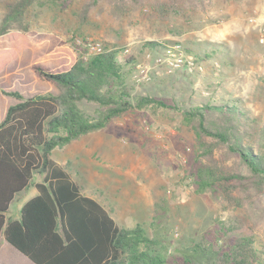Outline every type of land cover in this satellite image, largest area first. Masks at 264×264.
Instances as JSON below:
<instances>
[{
    "label": "rangeland",
    "instance_id": "rangeland-1",
    "mask_svg": "<svg viewBox=\"0 0 264 264\" xmlns=\"http://www.w3.org/2000/svg\"><path fill=\"white\" fill-rule=\"evenodd\" d=\"M15 1L0 2V29L28 25L56 32L69 45L75 40L84 46L75 37L87 36L122 50L128 48L130 56L149 66L153 65L146 58L149 50H142L147 40H171L186 46L195 42L199 51H207L211 43L224 47L198 61L202 69L194 72L154 67L149 80L138 82L134 67L128 77L133 93L163 97L169 107L133 108L113 118L106 132L83 135L56 148L52 157L67 166L83 189L101 184V197L118 224L131 228L141 223L159 240V252L177 253L192 247L219 219L243 226L253 232L257 245L264 244V192L251 186L235 191L243 196L238 204L215 197L210 189L198 190L195 173L208 158L197 150L194 131L182 114L206 101L234 99L257 118L256 127L264 126V42L258 25L264 20V0H163L172 4L164 14L151 4L132 10L99 0L86 11L92 0H39L17 18L8 17V4ZM26 56L0 73V87L18 90L25 97L59 93L57 85L32 72L29 60L24 61ZM17 101L0 89V121L8 106ZM80 106L94 117L100 109L87 101H81ZM258 147L264 152V141ZM89 149L94 150L91 157ZM213 159L227 170H242L238 155H228L224 149H216ZM88 169L96 174L91 183L89 171H84ZM40 180L42 176L36 174L34 183ZM37 193L35 186L18 193L8 215L19 217L23 204Z\"/></svg>",
    "mask_w": 264,
    "mask_h": 264
},
{
    "label": "trees",
    "instance_id": "trees-1",
    "mask_svg": "<svg viewBox=\"0 0 264 264\" xmlns=\"http://www.w3.org/2000/svg\"><path fill=\"white\" fill-rule=\"evenodd\" d=\"M98 1L87 3L85 10ZM108 1L132 10L151 4L161 14L172 6L163 0ZM38 2L16 0L8 4V17L17 18ZM75 38L83 42L87 36ZM169 43L172 41L147 40L142 50L161 53ZM197 44H183L197 61L224 48L209 43L210 49L199 51ZM103 45L102 52L88 53L75 40L69 45L56 32L28 25L0 29V73L15 62L21 63L27 54L24 61L29 60L32 72L60 89L59 93L25 97L18 90L0 87L4 94L18 99L0 121V239L3 235L36 264H264V244L257 245L253 232L220 219L199 241H193L192 247L177 253L159 252V240L141 223L131 228L120 226L101 203L83 193L67 166L52 157L56 148L106 127L133 108L169 107L163 97L133 93L128 77L139 62L137 56L120 60L117 47ZM81 101L96 103L98 115L90 116ZM182 114L194 131L197 150L208 158L195 173L198 190L210 189L215 197L238 204L243 196L235 191L251 186L264 192V152L258 147L264 141V126L256 127L257 118L242 102L206 101ZM216 149L238 155L242 170L217 165L213 159ZM36 174L42 180L34 183ZM32 185L38 194L23 204L19 217L9 216L16 195Z\"/></svg>",
    "mask_w": 264,
    "mask_h": 264
},
{
    "label": "built area",
    "instance_id": "built-area-1",
    "mask_svg": "<svg viewBox=\"0 0 264 264\" xmlns=\"http://www.w3.org/2000/svg\"><path fill=\"white\" fill-rule=\"evenodd\" d=\"M255 21H258V19ZM258 25L262 34L260 40L264 42V20H260ZM83 43L88 50V53H99L104 49L103 43L99 41H93L90 38H87L85 41H83ZM117 49V55L120 60L124 59L130 54V49L128 48L124 50L119 48ZM146 58L147 60H150L153 65L149 66L146 64V62L140 61L136 64L134 78L138 82L149 80L151 77V69L154 67L165 68L167 71L186 70L188 72H194L196 70L202 69V66L198 63L195 56L187 52L183 43L181 42L169 43L165 50L161 53L149 50L146 54Z\"/></svg>",
    "mask_w": 264,
    "mask_h": 264
},
{
    "label": "crops",
    "instance_id": "crops-1",
    "mask_svg": "<svg viewBox=\"0 0 264 264\" xmlns=\"http://www.w3.org/2000/svg\"><path fill=\"white\" fill-rule=\"evenodd\" d=\"M9 107V106H8ZM8 109V108H7ZM6 115V114H5ZM106 127L100 129V130H97V131H100V132H106ZM93 132H96V131H93ZM92 133V132H91ZM89 133V134H91ZM111 146L113 147L114 146V139H111ZM94 153V150H88V153L87 155L91 157V155ZM70 171V170H69ZM86 171H89L88 172V182L91 183V179L94 180L96 174L95 172L92 173L90 171V169L88 170H84ZM71 172V171H70ZM72 174V173H71ZM73 178L76 180L75 176L72 174ZM102 178V175L99 174V179ZM77 181V180H76ZM38 182V181H36ZM35 182V183H36ZM78 182V181H77ZM32 186H35V185H32ZM31 186V187H32ZM36 187V186H35ZM101 184H98V185H92V186H89V187H86L83 189V193L87 196H90L94 199H96L99 203H101L103 205V207L105 209H107L109 211V213L113 216V218L116 220V222L118 223L117 221V218L115 217V215L110 211V209L108 208L107 204L105 203L104 199L101 197V194H102V191H101ZM27 190V189H26ZM38 190V189H37ZM89 191V192H88ZM39 192V191H38ZM38 194V193H37ZM36 195V194H35ZM34 195V196H35ZM33 197V196H32ZM30 199V198H29ZM13 203V202H12ZM11 207V206H10ZM10 216V215H9ZM13 217V216H12ZM0 264H36L34 261H32L28 256H26L25 254H23L21 251H19L17 248H15L10 242H8L6 240V238L2 235L1 236V239H0Z\"/></svg>",
    "mask_w": 264,
    "mask_h": 264
}]
</instances>
